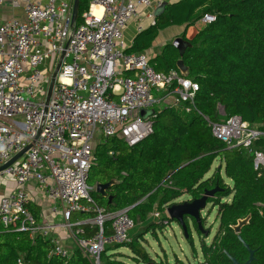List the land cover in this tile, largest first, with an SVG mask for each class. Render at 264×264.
Here are the masks:
<instances>
[{
  "label": "built area",
  "instance_id": "built-area-1",
  "mask_svg": "<svg viewBox=\"0 0 264 264\" xmlns=\"http://www.w3.org/2000/svg\"><path fill=\"white\" fill-rule=\"evenodd\" d=\"M7 1L23 18L0 23V166L28 148L0 171V177L15 182L0 200V225L30 238H48V256L70 257L71 251L49 235L53 224L39 223L28 206L27 189L37 187L53 202V213L59 208V225L74 247L92 264H102L104 249L130 242L135 224L127 209L108 211L91 198L87 178L96 138L117 137L133 146L153 132L152 116L143 119L142 109L156 111L168 99L163 107L181 105L187 113L196 109L195 80L177 70L156 71L145 53L125 51L127 23L143 14L154 25L156 11L170 0H90L74 29V0H0V5ZM214 19L205 14L200 21L206 25ZM38 95L42 97L36 100ZM218 113L222 117L217 121L204 116L212 136L229 148L242 147L254 169H264V146L254 147L264 140V131L238 115L225 117L220 106ZM79 213L92 216L72 223ZM81 224L94 227L93 233L82 236Z\"/></svg>",
  "mask_w": 264,
  "mask_h": 264
},
{
  "label": "trees",
  "instance_id": "trees-1",
  "mask_svg": "<svg viewBox=\"0 0 264 264\" xmlns=\"http://www.w3.org/2000/svg\"><path fill=\"white\" fill-rule=\"evenodd\" d=\"M90 0H79V17ZM205 14L214 15L210 24L186 38L187 29ZM171 25L182 26L180 35L188 42L182 55L167 43L150 59L156 71L177 70L198 83L195 110L185 112L181 105L156 108L152 116L153 132L139 143L129 146L117 137L98 140L92 152L87 184L92 187V200L108 211L127 209V214L154 235L171 223L166 208L183 194L188 200L201 197L205 190L217 187L207 203L216 207L218 228L211 242L202 238L203 260L206 264H231L227 254L238 262L248 258V251L238 235L254 251L251 264H264V169H254L252 157L245 149L229 148L212 136L204 119L240 116L264 131V0H177L168 3L156 15L154 25L142 29L126 52H142L148 48L159 30ZM182 61L185 73L180 71ZM264 146V140L254 143ZM113 154L110 155L109 152ZM220 165L207 176L215 160ZM222 168V169H221ZM229 179L226 182L222 172ZM97 183H109L105 195L96 191ZM111 201L108 202V197ZM29 208L40 223L34 204ZM161 214L158 221H149L153 210ZM92 213H79L84 219ZM247 218L240 230L234 227ZM187 230L193 217L185 216ZM82 236L88 237L94 227L81 224ZM108 232V231H107ZM189 241L193 245L192 238ZM143 236H131L124 244L107 246L100 258L104 264H128L119 248L127 246L136 264H171L155 261L142 244ZM51 242L13 227L0 225V264H92L78 248L69 258L48 256ZM176 262H179L176 259ZM20 261V262H19Z\"/></svg>",
  "mask_w": 264,
  "mask_h": 264
},
{
  "label": "rangeland",
  "instance_id": "rangeland-1",
  "mask_svg": "<svg viewBox=\"0 0 264 264\" xmlns=\"http://www.w3.org/2000/svg\"><path fill=\"white\" fill-rule=\"evenodd\" d=\"M205 24L202 23L200 20H198L193 26L189 27L186 31V37H191L197 30L202 28ZM163 38V36H162ZM42 97V95H38L36 100H39ZM168 102H171L169 99L167 101L162 102L157 108H162L163 105L167 104ZM97 142V138H96ZM220 165L219 161L216 159L212 166L211 170L207 174V176L212 172V170L215 169V167H218ZM222 169V168H221ZM222 172V170H221ZM6 177H9L5 175ZM222 176L225 179L226 182H229V179L224 175V172H222ZM11 178V177H9ZM12 179V178H11ZM13 180V179H12ZM188 199L187 194H183L180 197L176 199L177 202H182ZM156 209L153 210L148 216L149 221H158L161 217V214L158 216L155 215ZM59 214V213H57ZM167 215V214H166ZM201 218H202V230L200 229V226H198L199 232L194 228V226L190 222V232H187L190 234V237L192 238L191 245L189 241V236H185L184 230L178 225L177 222L173 221L171 223H163L165 226L164 229L160 230L157 229V234L154 235L151 231H148L150 226H148L145 229V225L147 222H144L143 224L137 223L130 231L129 235H139L143 236L144 238H141L142 244L144 245L146 251L150 254V256L157 262L163 261L169 262L171 264H196L197 261H200L203 259L202 254V248L200 245V241L203 238L206 244H209L214 236V234L217 231L218 228V217H217V211L216 207L212 208V205L208 202L206 206L201 210ZM74 217L71 218V222H73ZM60 223H63L61 220ZM205 232H208L206 235ZM71 243V241H70ZM72 245V244H70ZM119 248V251L122 252L125 256H122L123 260H125L128 264H136L134 260L130 257L132 255L131 250L124 245ZM178 259L179 262H176ZM102 264H104V259L101 258Z\"/></svg>",
  "mask_w": 264,
  "mask_h": 264
},
{
  "label": "crops",
  "instance_id": "crops-1",
  "mask_svg": "<svg viewBox=\"0 0 264 264\" xmlns=\"http://www.w3.org/2000/svg\"><path fill=\"white\" fill-rule=\"evenodd\" d=\"M174 1L177 0H170L169 3ZM13 17H18L22 19L23 15L21 10L12 8L8 1L0 5V23L8 19H11ZM138 23H140V25L143 26V29L150 26L148 19L144 18L143 14H141L140 17L138 18H134L130 20L123 29V40L124 43L126 44V48L132 45L136 35L139 32ZM183 31H184V27L176 26V25H171L169 27L159 30L152 44L142 52L148 55V57L151 59L153 56H155L157 53L161 51V49L165 44L171 43L173 39L175 37L180 36ZM185 37H186V33H185ZM191 37H186V38H191ZM14 187H15V182L11 178L6 177L5 175L0 177V200L4 196H6L11 190H13ZM27 192L30 198V202L35 205L34 209L39 214L40 223L42 225L46 223L53 224V226L49 229L50 232L49 235L52 238L57 239L64 247L72 251V249L74 248L73 242L69 238V235L67 231L64 229V227L59 225L61 221L59 214H57L60 213L59 208H57L56 214L53 213L51 211V205H53V202L47 196H45L43 192L37 187L30 186L28 187ZM78 216L79 215H75L74 218L81 219Z\"/></svg>",
  "mask_w": 264,
  "mask_h": 264
},
{
  "label": "water",
  "instance_id": "water-1",
  "mask_svg": "<svg viewBox=\"0 0 264 264\" xmlns=\"http://www.w3.org/2000/svg\"><path fill=\"white\" fill-rule=\"evenodd\" d=\"M78 5H79V0H74L73 1V7H72L71 23H70V26L72 29H74L76 22H77ZM163 8H164V6L161 7L160 9H158L156 11L155 15H157L159 12H161L163 10ZM171 44L179 51V54L182 55L186 46L188 45V42L185 41L182 37L178 36V37H175L173 39ZM62 56H63V53L61 54L60 59H59L57 65H56V67L52 73V77H51V80L49 83L48 93H47V97H46V103L48 102L51 89H52L53 84L55 82V78L57 76V71H58ZM178 66L180 67V71L182 73H185V68L182 66L181 60L178 61ZM155 112H156L155 109H148V110L142 109L140 111V115L143 119H146L150 116H154ZM27 148H28V146L25 147L23 150H21L16 155H14L5 164L1 165L0 171H2L3 169H5L9 165H11L19 156H21L27 150ZM108 186H109V183H97L96 184V191L102 195H105V189ZM216 190H217V187H215L211 190H205L204 194L201 197L193 199V200L187 199V200L182 201V202L171 203L166 208L167 217H169L170 219H172L173 221L178 223V225L184 230V232H185L184 234L186 237H188L189 234L186 233L188 230H187L186 223L184 222L185 216L193 217L196 220L197 228H198V226H200V228H201L200 230L203 231L202 226H201L202 225L201 210L206 206L207 198L212 196ZM111 198H112L111 196L108 197V202L111 201ZM246 221H247V218H245L243 220H239L238 224L234 227L235 231L238 232L240 230L241 225L244 224ZM205 233H206V235L208 234V232H205ZM238 238L242 242L243 246L248 251L247 260L244 262H238L235 259V257H232L230 254L226 253L227 257L230 259L231 264H251L252 260L254 259V251L249 247V245L247 243H245L243 241V239L240 237V235H238Z\"/></svg>",
  "mask_w": 264,
  "mask_h": 264
},
{
  "label": "bare ground",
  "instance_id": "bare-ground-1",
  "mask_svg": "<svg viewBox=\"0 0 264 264\" xmlns=\"http://www.w3.org/2000/svg\"><path fill=\"white\" fill-rule=\"evenodd\" d=\"M99 9V7H95V11H97Z\"/></svg>",
  "mask_w": 264,
  "mask_h": 264
},
{
  "label": "clouds",
  "instance_id": "clouds-1",
  "mask_svg": "<svg viewBox=\"0 0 264 264\" xmlns=\"http://www.w3.org/2000/svg\"><path fill=\"white\" fill-rule=\"evenodd\" d=\"M167 214V213H166Z\"/></svg>",
  "mask_w": 264,
  "mask_h": 264
}]
</instances>
